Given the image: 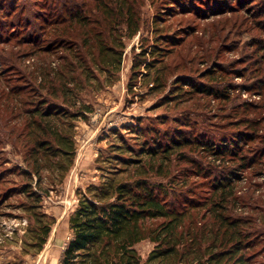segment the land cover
I'll return each mask as SVG.
<instances>
[{"label":"trees","instance_id":"trees-1","mask_svg":"<svg viewBox=\"0 0 264 264\" xmlns=\"http://www.w3.org/2000/svg\"><path fill=\"white\" fill-rule=\"evenodd\" d=\"M69 2L51 0L41 7L45 12L41 22L39 18L28 21V30L17 39V45L26 48L23 55L28 63H14L18 80L7 79L0 85V107L10 116L6 124L12 120L14 127H21L15 137L25 149L26 166L16 169L23 180L18 193L30 201L24 209L31 215L35 252L42 250L54 222L40 209L42 195L48 192L42 184L43 173L57 171L62 181L75 156L73 121L91 113L89 104L77 102L78 94L102 73L107 74V84L114 82L122 63V38L139 31L135 4ZM247 13L253 19L264 17L261 12ZM257 25L264 34V24ZM156 45L143 54L153 55ZM251 46V56L242 60L248 61L246 66L234 72L241 79H252L249 84L224 80L227 72L220 69L219 78L211 79L214 85L194 86L179 80L173 87L189 85L187 92L197 91L216 101L231 100L234 92L244 89L259 99L239 104L243 112L264 107V39H255ZM2 54L0 60L6 63ZM3 75L0 71V79ZM232 123L243 128L218 135L217 140L195 134L189 126L177 128L164 143L155 138L143 140L137 149L119 136L111 157L124 167L109 171L99 184H90L79 194L78 205L68 218L72 238L61 264H140L134 245L144 239L154 243L147 257L150 264H264V206L260 204L264 197V128L260 129L264 115L238 117ZM186 152L208 158L207 166H199ZM172 157L195 164L197 169L191 170L195 175L217 172L206 194L181 201L182 191L192 193L185 188L186 181L178 192L177 187L147 176L126 175L132 168L153 170L155 164V174L167 176L163 162ZM8 182L1 172L0 201L12 194V186L2 191Z\"/></svg>","mask_w":264,"mask_h":264},{"label":"rangeland","instance_id":"rangeland-1","mask_svg":"<svg viewBox=\"0 0 264 264\" xmlns=\"http://www.w3.org/2000/svg\"><path fill=\"white\" fill-rule=\"evenodd\" d=\"M50 1L0 0V54L6 57L3 61L6 63L0 60V71L4 74L0 85H5L7 79L11 83L18 80L17 72H13L14 63L23 66L28 59L23 55L26 48L19 47L17 42L28 30V21L43 20L45 12L41 7ZM69 1V4H81L84 0ZM82 4H135L139 31L131 38H122V63L114 82L107 84V74L102 73L99 80L93 79L78 94L77 102L89 104L91 113L86 119L73 121L75 156L62 181L57 171L43 173L42 184L48 192L42 195L40 209L54 222L47 242L38 252L31 245V215L24 209L30 201L18 193L23 180L16 169L26 166L22 160L25 149L20 145L21 139L15 137L21 127H14L12 120L7 125L9 112L0 107V173L4 172L5 178L10 179L2 191L10 186L14 188L7 200L0 201V264H61L63 251L72 238L68 218L78 205L79 194L88 185L99 184L109 171L124 167L111 157V148L120 143V137L137 149V143L143 140L151 142L155 138L164 143L177 128L189 126L191 132L217 140L218 135L243 128L238 129L232 123L238 117L264 115V107L247 112L238 107L245 101L259 99L244 89L234 92L231 100L216 101L197 91L187 92L189 85L178 90L173 87L179 80L194 86L214 85L216 81L211 79L219 78L220 69L227 72L224 80L234 85L249 84L252 79H241L234 72L246 66L248 61L242 60L251 56L254 40L264 39L257 27L264 24V17L253 19L247 13H264V0H86ZM154 44L157 45L153 55L143 54V50L148 53ZM148 63L151 66L145 69ZM234 109L238 111L236 115ZM188 155L199 166H207L208 158L196 153ZM163 167L167 176L156 175L155 164L153 170L132 168L126 175L147 176L163 185L177 187L178 192L186 181L185 188H190L192 193L182 191L181 201H184L206 194L217 174L214 171L195 175L191 170L197 169L196 165L182 158L172 157L163 162ZM10 169L14 173L7 171ZM35 179L33 176V189H36ZM172 197L168 194V198ZM262 201L264 197L260 202L264 206ZM153 246L149 239L134 245L140 264H150L147 257Z\"/></svg>","mask_w":264,"mask_h":264}]
</instances>
